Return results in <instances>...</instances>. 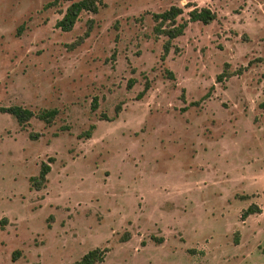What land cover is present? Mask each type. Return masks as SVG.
I'll list each match as a JSON object with an SVG mask.
<instances>
[{"label":"rangeland","instance_id":"1","mask_svg":"<svg viewBox=\"0 0 264 264\" xmlns=\"http://www.w3.org/2000/svg\"><path fill=\"white\" fill-rule=\"evenodd\" d=\"M71 2L0 0V106L59 109L26 125L0 111V264L95 247L97 264H264V0H104L63 31ZM172 5L217 18L163 59L153 13Z\"/></svg>","mask_w":264,"mask_h":264},{"label":"trees","instance_id":"2","mask_svg":"<svg viewBox=\"0 0 264 264\" xmlns=\"http://www.w3.org/2000/svg\"><path fill=\"white\" fill-rule=\"evenodd\" d=\"M71 4L65 10L64 15L56 22V26L63 31H71L77 21L79 20L81 14L84 11L98 13L102 6L106 5L104 0H71ZM52 2L48 5L54 4ZM184 13L183 7L180 5H172L170 8L162 11L153 13V17L156 21L154 26L155 33L160 35H165L167 38L164 42L162 58L166 59L173 47V41L177 37L183 35L189 26L190 22L202 21L204 23H211L217 18V13L209 7H194L189 12V18H183L179 20L181 15ZM94 18H90L87 21L88 28L85 33L78 38L71 46H76L80 44L86 37H88L94 26ZM229 64H226L228 66ZM228 74L226 69L220 73L217 77L219 80H223ZM133 81L130 85H132ZM149 83L146 84L145 88L140 92L139 97H143L149 90ZM99 105L98 97L93 100V109H97ZM0 111L9 113L13 115L21 125H26L31 121L33 117H37L44 120L47 123H52L59 113V109L46 108L39 112H35L29 107H25L21 104H13L10 106H0ZM95 125L91 126V129ZM92 134L91 130H87L85 135L90 137ZM36 136V135H35ZM51 161L54 160L53 157L50 158ZM52 166L50 162L43 161L41 164V169L38 175L31 176V185L36 189H42L46 182L48 181V174L50 173ZM261 212V208L258 204H252L247 209L242 212V218L246 219L251 214ZM108 248L95 247L88 252H86L81 258L73 261L71 264H97L103 262L106 258Z\"/></svg>","mask_w":264,"mask_h":264}]
</instances>
